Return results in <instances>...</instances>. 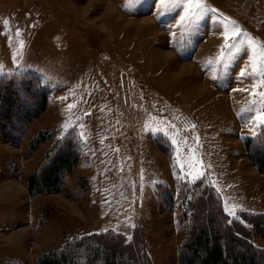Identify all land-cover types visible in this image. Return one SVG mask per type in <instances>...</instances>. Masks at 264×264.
Here are the masks:
<instances>
[{
  "label": "rangeland",
  "instance_id": "obj_1",
  "mask_svg": "<svg viewBox=\"0 0 264 264\" xmlns=\"http://www.w3.org/2000/svg\"><path fill=\"white\" fill-rule=\"evenodd\" d=\"M186 2L162 15L157 0H0V113L45 103L18 147L0 131L24 203L0 230L25 225L31 209L43 225L3 234L0 264H37L101 236L151 264H179L213 209L264 252V179L246 149L264 146V77L251 66L264 67V5L198 0L182 23ZM225 22L241 35L218 63ZM14 120L8 131L22 129ZM68 150L79 162L61 190L31 195L30 177Z\"/></svg>",
  "mask_w": 264,
  "mask_h": 264
},
{
  "label": "trees",
  "instance_id": "obj_2",
  "mask_svg": "<svg viewBox=\"0 0 264 264\" xmlns=\"http://www.w3.org/2000/svg\"><path fill=\"white\" fill-rule=\"evenodd\" d=\"M13 109L14 107L11 111ZM44 109L45 103L34 112L20 110L22 114L17 117L14 115L12 117L11 112H7L6 115L0 113V131L6 143L18 147L26 134L30 118ZM15 118L23 126L22 129L8 131L7 124L14 122ZM34 143L32 149L40 142L37 140ZM246 149L264 179V146L253 152L248 144ZM78 162V155L72 150L58 154L48 166L30 177L29 193L36 196L59 192L64 178L73 171ZM213 210L212 213H202L192 237L179 251V264H264V252L250 241V234L239 225L224 228L220 222V214ZM255 229L258 236H264V229L259 230L257 227ZM94 238H83L59 253L48 252L37 264H151L146 255L134 257L127 245L115 244L106 236ZM94 240L99 243H91Z\"/></svg>",
  "mask_w": 264,
  "mask_h": 264
},
{
  "label": "crops",
  "instance_id": "obj_3",
  "mask_svg": "<svg viewBox=\"0 0 264 264\" xmlns=\"http://www.w3.org/2000/svg\"><path fill=\"white\" fill-rule=\"evenodd\" d=\"M255 1H256L254 3L255 6H257V4L260 6V3L264 5V0H255ZM12 148L14 147L0 146V224H4V225L9 222L12 223V220H14V213H12L11 215V212L14 211L16 207L18 209L24 207V203L20 202V200L22 199L20 196L21 193L18 190L13 189V187L16 186L14 185L15 184L14 180H16L15 177L18 175L17 172L11 169L13 167L11 162V159L13 157ZM17 200L19 202L15 203V201ZM32 212L33 210L31 209L30 212L26 213V216H24V218L20 221V222H24L23 224L25 225H19V227L15 229L16 231L20 230V232H22L23 230H27L28 232L30 231L31 234H36V235L41 234L43 225H41L40 227L38 226L39 218L37 216L35 217L34 212L33 213ZM30 214L33 220L32 223L28 222V216ZM14 231L4 232L3 230H0V235H1L0 237L3 238V236H7L8 234L13 233Z\"/></svg>",
  "mask_w": 264,
  "mask_h": 264
},
{
  "label": "snow or ice",
  "instance_id": "obj_4",
  "mask_svg": "<svg viewBox=\"0 0 264 264\" xmlns=\"http://www.w3.org/2000/svg\"><path fill=\"white\" fill-rule=\"evenodd\" d=\"M158 5L160 6V11L161 14H165V10L168 8V5L175 6L179 0H157ZM203 7L201 3L198 2V0H187L185 6H184V15H181L179 17L180 21L183 23L185 21H189L193 15H195L194 10L199 9ZM7 23V21H5ZM224 29V44L223 47L220 51V56L217 58V62L219 63L222 59H224L226 55V50L231 49L235 47V44L237 42V37L241 35V30L239 28H233L231 31H229L231 25L227 22H225L223 25ZM17 35H20L19 31L16 33ZM233 41V43H229V41ZM21 46H23V42L21 41ZM230 55V53H228ZM252 75L257 76V77H264V67L258 68L256 66L255 61L252 62ZM3 71V67L0 66V72ZM247 69H242L239 73L241 77H244L246 75ZM264 83V81H262ZM261 96V104L264 105V93H259ZM255 103V101H253ZM72 107V106H70ZM252 109L249 108L246 111H251ZM257 120L261 121L264 123V115H260L256 117ZM187 176L191 177L192 173L189 172L187 173ZM203 177V172L200 173V178ZM224 211L229 214V215H234V209L231 207H228L227 204H225Z\"/></svg>",
  "mask_w": 264,
  "mask_h": 264
}]
</instances>
